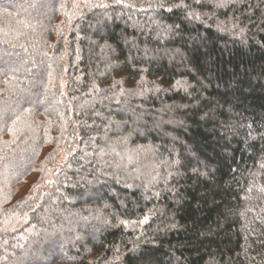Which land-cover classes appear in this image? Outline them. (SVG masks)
Returning a JSON list of instances; mask_svg holds the SVG:
<instances>
[{"label":"trees","instance_id":"obj_1","mask_svg":"<svg viewBox=\"0 0 264 264\" xmlns=\"http://www.w3.org/2000/svg\"><path fill=\"white\" fill-rule=\"evenodd\" d=\"M220 2L0 0V264H264V0Z\"/></svg>","mask_w":264,"mask_h":264},{"label":"snow or ice","instance_id":"obj_2","mask_svg":"<svg viewBox=\"0 0 264 264\" xmlns=\"http://www.w3.org/2000/svg\"><path fill=\"white\" fill-rule=\"evenodd\" d=\"M197 2H199V0H197ZM178 7H182L183 5H177ZM218 7H223L225 6L224 3H223V0H221L220 3L217 4ZM169 11H171V9H168ZM181 85V82L180 81H177L176 82V85H174L173 87H176V86H180ZM186 90V89H185Z\"/></svg>","mask_w":264,"mask_h":264},{"label":"rangeland","instance_id":"obj_3","mask_svg":"<svg viewBox=\"0 0 264 264\" xmlns=\"http://www.w3.org/2000/svg\"><path fill=\"white\" fill-rule=\"evenodd\" d=\"M27 183H29L28 180H26L25 183L22 185L23 187H20L21 191H24L27 189V187H28Z\"/></svg>","mask_w":264,"mask_h":264}]
</instances>
